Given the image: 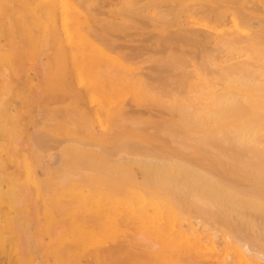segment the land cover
Segmentation results:
<instances>
[{
  "label": "rangeland",
  "instance_id": "1",
  "mask_svg": "<svg viewBox=\"0 0 264 264\" xmlns=\"http://www.w3.org/2000/svg\"><path fill=\"white\" fill-rule=\"evenodd\" d=\"M263 27L264 0H0V264H43L44 261L54 264L52 244L60 231L104 218V214L91 212L92 204L79 201L71 193L49 203L54 185L59 183L56 179L60 181L67 171L73 174L79 169L85 171H79L80 175L75 173L84 174V179L79 180H87V173L94 171L95 175L117 181L128 189L118 195L131 202L114 212L109 222L98 224L110 228L109 236L95 247H86L73 264H264V178L258 175L264 173H260L264 167L258 173L250 164V173L248 167L242 171L237 165L234 169L230 165H218L208 149L205 152L203 147L201 151L203 141H199L201 147L194 144L193 147L188 137L193 138L196 135L192 136L193 132L203 128L202 120L197 119L198 111L194 112L196 108L190 104L193 99L197 109L201 107L196 93L201 89L203 77H211L206 79L212 82L219 78L216 74L221 64L222 72L224 65L233 60L237 61L233 62L235 68L228 69L240 73L249 63H241L240 59L248 61L249 57L250 64L255 66L250 65L251 69H263L259 55L262 63L254 61L256 53L264 50ZM225 38L230 44L237 42L238 48L236 44L230 48L227 41V48L225 44L222 47ZM257 40H261L259 45ZM228 52L234 56L233 60L228 59ZM186 92L191 98L189 102ZM188 105H192L191 111ZM186 114H192L193 118ZM188 120L197 123L191 122L186 133ZM179 121H185V126ZM173 122L178 130L171 127ZM183 126L184 131L180 129ZM170 131H177L181 139L180 134L186 133L191 147L187 142L189 146H184L188 148L180 150L186 143L185 136V141L177 138L181 142L178 145L176 135L174 139L173 135L169 137ZM211 141L215 144L217 139ZM216 144L211 147L223 150L220 152L231 158L246 160L250 156L248 149L239 151L243 156L239 158L234 147L235 155H232L231 149L228 152L226 147L217 149ZM134 152H138V159ZM92 153L100 157L95 159ZM23 157L28 161L24 162ZM145 159H150V163ZM158 159H162L161 165ZM191 163L198 168L204 164L202 169L209 172L214 165L217 169L212 168L211 174L220 177H214L222 180L219 186L227 181L224 183L227 188H220L223 193L228 191L230 196L225 193L230 199L219 194L215 187L211 189V185L208 191L204 187L207 183L198 177ZM194 170L196 173H192ZM240 171L246 172L242 174L244 177H239ZM55 172L64 174L60 177ZM70 176L62 179L65 185L78 178ZM228 183L245 196L236 194L238 191L231 185L230 192ZM181 184L187 186V192L189 187L194 191L190 193L194 198L197 196V201L190 196L195 204L187 197L190 193L183 195L185 192L181 190L185 187L180 188ZM13 191L14 194L19 191L18 195ZM206 193L212 198L207 200L226 198L225 205L230 208L223 205L226 208L220 209L213 205L214 201L213 204L207 201L208 207L207 203H199L204 201L200 196ZM246 193L258 194L263 202L259 201L260 197L253 199L258 195H249L250 198ZM140 194L157 195V201L162 204L157 209L145 206L138 197ZM233 195L239 197L237 201H231ZM235 203L242 207L234 206ZM69 251V247H62L58 256L68 259Z\"/></svg>",
  "mask_w": 264,
  "mask_h": 264
},
{
  "label": "bare ground",
  "instance_id": "2",
  "mask_svg": "<svg viewBox=\"0 0 264 264\" xmlns=\"http://www.w3.org/2000/svg\"><path fill=\"white\" fill-rule=\"evenodd\" d=\"M263 3V2H262ZM262 5V4H261ZM31 9V8H30ZM66 9V8H65ZM24 14V13H23ZM8 15V14H7ZM6 15V16H7ZM36 15H37V13H36ZM23 16V15H22ZM8 17V16H7ZM254 17V16H253ZM36 18V17H35ZM62 18L64 19V17L62 16ZM40 19V18H39ZM38 19V20H39ZM71 19V18H70ZM35 20V19H34ZM37 22H39V21H37ZM9 23V22H8ZM41 23H42V21H41ZM40 23V24H41ZM241 24H242V22H240ZM10 24V23H9ZM39 25V24H38ZM239 25V24H238ZM10 26V25H9ZM264 28V27H263ZM219 30V29H218ZM262 30H264V29H262ZM230 37V36H229ZM233 37V36H232ZM257 37V36H256ZM231 38V37H230ZM261 38V37H260ZM226 40H225V43H222L221 41V45L223 44V46L222 47H224V44L226 45L225 47L227 48V44H226V41H227V39L228 38H225ZM229 40V39H228ZM219 41V40H218ZM224 41V40H223ZM256 41V40H255ZM260 42H261V40H259ZM259 41L257 40V42H258V45H259ZM235 42V41H234ZM249 42V41H248ZM262 42H264V40L262 39ZM227 43H228V41H227ZM237 43V42H236ZM236 43H234V44H236ZM228 44H230V43H228ZM234 44H230V48H232V46L231 45H233L234 46ZM240 44V43H239ZM261 44V43H260ZM237 45V48H238V44H236ZM252 45L254 46L255 44H253L252 43ZM241 46H244V45H242L241 44ZM252 46V47H253ZM261 47H262V44L260 45ZM256 47V46H255ZM263 47H264V45H263ZM262 47V48H263ZM229 48V49H230ZM236 48V49H237ZM240 48V47H239ZM249 48H251V47H249ZM228 49V50H229ZM233 49V48H232ZM241 49V48H240ZM239 49V50H240ZM243 49H246V47L244 48V47H242V50ZM260 50V47L258 48L257 47V49L256 50ZM84 50V49H83ZM227 50V49H226ZM242 50H240V52L239 53H241V51ZM232 51V50H231ZM231 51H229V52H231ZM236 51V50H235ZM253 51H255L254 50V48L252 49V52ZM82 52V51H81ZM227 53L229 56H230V53ZM237 52V51H236ZM257 52V51H256ZM256 52H254V55H255V53ZM260 52H261V55H260ZM259 52V54H257L256 53V56H257V58H255L254 59V61L255 60H259L260 59V57H261V60L264 62V50H261ZM238 53V52H237ZM248 53V52H247ZM233 54H234V52H233ZM244 54V53H243ZM235 55V54H234ZM238 55H241V54H238ZM245 56H246V54H244ZM260 57H259V56ZM245 56H244V58H245ZM232 56H230L228 59H230ZM234 57V56H233ZM233 57L231 58L232 60H233ZM238 57H240V56H238ZM258 57H259V59H258ZM208 58V57H207ZM206 58V59H207ZM250 58V57H249ZM249 58H248V61H247V59L245 60V59H240L241 60V63H246V65H247V63H248V67L246 66V67H244L243 68V70L242 71H240L239 70V72L240 73H235V71H233L232 70V66L234 67V65L237 63V61L235 60H233V62L235 63H233V62H231V64L229 63V65H228V63H227V67L224 65V67H223V69H222V72H221V66H223L222 64H221V66H220V64L218 63V65L220 66L219 67V71L221 72H219L218 74H216V77H219V78H216V79H214L212 82H210V81H208L207 79H206V77H209V76H206L205 78L203 77V79H202V77L200 76V78L202 79V86L200 87L201 89L198 91V93H196L195 91L196 90H194V93H196L197 95H198V97H199V100H200V103H201V107H199L200 108V110H198L197 109V106H198V104H194V102H196V100L193 102V99H191V98H189V96L190 95H188L189 93L188 92H186L187 93V99H188V102L190 101V99L192 100V102L190 101V104L191 103H193L192 105H194L195 106V108H196V110H194V112L195 111H198V117H197V119L199 120V119H201L202 120V122H203V128H202V130L199 132H197V131H195V133L193 132V135H192V131H190V130H188L189 132V134L191 133V135L192 136H194V134H196L193 138H191V136L190 135H188V137L190 138V139H192V142L190 141V139H189V141H188V139H187V136L185 135L186 133H187V128H189V126H190V123L192 122V120L191 121H189V122H186L187 123V125H188V123H189V125L188 126H186V130H185V121H186V119H185V121H184V123H182V122H180V123H182L184 126V129L181 127L180 129H182V131H184L185 130V134L183 133V134H180V136L184 139V136H185V139H186V141H185V139L183 140V139H181V138H179L178 136H179V133H175V132H177V131H170V133H169V137H171L172 135V138L174 139L175 138V136L174 135H176V138H175V140L176 141H178L177 140V138L179 139V140H181V141H185L186 143H183V145L180 147V146H177V148H179L180 150H182L181 148H186L185 146H184V144L186 145L187 144V142H188V144L190 145V143H192V146H193V144H194V146L195 145H197V148H199V147H201V146H199L198 144H199V141H203L202 142V144L200 143V145H202V147L200 148L201 149V151H203L202 150V148L205 150V152L207 151L206 149H208L209 151H210V154H211V157L213 158V160H215V162L218 164V165H230V167L231 168H233L234 169V165L236 166H238L239 167V169L241 168V169H243L242 171H244V170H246L247 169V167H248V169L247 170H249L250 171V173L252 172V170H250V168H249V165H250V167L252 166V168L253 169H257L258 170V173H259V169H261V170H263L264 168V67H263V69H258L257 67V70L256 69H251L249 66L252 64L251 63V61H252V59L250 58V60L251 61H249ZM215 59V58H214ZM209 60H211V59H209ZM216 61H217V59H215ZM215 60H214V62H215ZM238 60V59H237ZM246 62H245V61ZM261 60H259V61H261ZM86 61V60H85ZM223 61H227V59L225 58V59H223ZM256 61V62H257ZM258 61V62H259ZM262 61H261V63H262ZM206 62V61H205ZM207 62H209V61H207ZM218 62V61H217ZM225 62H224V64H225ZM228 62H229V60H228ZM210 63V62H209ZM208 63V64H209ZM233 63V64H232ZM251 63V64H250ZM255 63V62H254ZM210 64H212V66L214 67V65H213V63H210ZM205 65H207V64H205ZM239 65V64H238ZM229 66H231L230 68V70L231 71H233V72H229L230 70L228 69L229 68ZM237 66V65H236ZM252 67L254 66V65H251ZM217 67V66H216ZM224 68H227V71H225V69ZM235 68V67H234ZM254 68H255V66H254ZM217 70H218V67L216 68ZM238 69V68H237ZM241 69V68H240ZM224 70V71H223ZM229 70V71H228ZM223 73V74H222ZM201 75V74H200ZM206 75H208V74H206ZM218 75V76H217ZM220 75V76H219ZM203 76V75H202ZM120 77V76H119ZM212 77H214V75L212 76ZM209 78H211V77H209ZM126 79V78H125ZM127 80V79H126ZM201 81V80H200ZM196 84V83H195ZM198 84H196V86H197ZM195 86V88L197 89V87ZM192 87V89H193V84H192V86H190V88ZM97 88V87H96ZM194 88V89H195ZM195 94V95H196ZM186 95V94H185ZM196 95V96H197ZM177 97V96H176ZM186 97V96H185ZM197 97V98H198ZM196 98V97H195ZM186 99V100H187ZM183 100V99H182ZM182 100H181V102H182ZM174 101V100H173ZM177 102V101H176ZM183 103H185V102H183ZM101 104V103H100ZM191 105V106H192ZM174 106H176L175 105V101H174V105H173V102H172V107H174ZM189 106V105H188ZM191 106H189V109H190V107ZM193 106V107H194ZM176 108V107H175ZM174 108V109H175ZM186 108V107H185ZM188 108V107H187ZM195 108H193V109H195ZM178 109H179V107H178ZM192 109V110H193ZM175 112H177V109L176 110H174ZM179 111H180V109H179ZM190 111H191V109H190ZM189 111V112H190ZM181 112V114H182V111H180ZM177 113H179V112H177ZM191 113V112H190ZM196 113H193L194 115L196 114ZM179 115V114H178ZM186 115H189V117H191V119L193 118L190 114H186ZM186 115H183L184 117H187ZM196 116V115H195ZM183 117V118H184ZM182 118V119H183ZM178 119H181L180 118V115H179V117H178ZM195 119H196V117H195ZM196 119V120H197ZM176 121V120H175ZM198 122H200V121H198ZM172 123V122H171ZM174 123L175 122H173V124L171 125V127H173V126H175L174 128H176V130H178L177 129V127H178V122L176 121V125H177V127H176V125H174ZM194 123V125H195V123H197V121H195V120H193V122H192V124ZM181 124V125H182ZM168 125H169V123H168ZM193 127V125L191 126V128ZM196 127V129L198 128V124H197V126H195ZM202 127V126H201ZM194 128V127H193ZM172 129V128H171ZM195 129V128H194ZM167 130V129H166ZM200 130V129H199ZM194 131V130H193ZM168 132H169V130H168ZM168 132L166 131V135L168 134ZM155 134V133H154ZM161 134V133H160ZM178 134V135H177ZM96 135V134H95ZM184 135V136H183ZM159 136H161V135H159ZM197 136H199L200 138H201V140L198 138L197 139ZM99 138V137H98ZM106 138V137H105ZM171 138V139H172ZM217 139V141L216 142H218V141H220V143L221 142H223L224 144L226 143L227 145H229L228 143L230 142V147L228 146L227 147V145H218V143L216 144V142H214L215 144H216V146H218V148L217 149H221V147H226L227 148V152H228V150H230L229 151V153L231 152V153H233L232 155H235L234 154V152H233V147H234V151H235V149H236V151H237V149H238V151L236 152L235 151V153L237 154V155H235L236 157H239V158H243V156L241 155V153H239L238 154V152L240 151H245V152H247L248 150L250 151V152H248V154H250V156L248 155V158L246 159V160H244V158L243 159H234V158H231V157H229V156H227L228 154L227 153H224V152H220V151H223V150H216L215 148H212L211 147V145H215V144H212L213 142L211 141V139ZM259 138L261 139H263L262 141L261 140H259ZM194 139V140H193ZM196 139V140H195ZM210 139V140H209ZM93 140V139H92ZM230 140V141H229ZM197 141H198V143H197ZM206 141H207V143H206ZM209 141V142H208ZM260 141V142H259ZM105 142V141H104ZM228 142V143H227ZM232 142V143H231ZM77 143V142H76ZM75 143V144H76ZM83 143V142H82ZM102 143H103V141H102ZM178 143V145H180V141H178L177 142ZM196 143V144H195ZM210 143V144H209ZM219 143V144H220ZM186 145V146H189V145ZM222 144V143H221ZM80 145V144H79ZM97 145V144H96ZM99 146V145H98ZM101 146H103V145H101ZM193 146V147H194ZM199 146V147H198ZM82 147V146H81ZM103 147H105V146H103ZM190 147H191V145H190ZM193 147L191 148V149H193ZM232 147V148H231ZM89 148V147H88ZM102 148V147H101ZM188 148V147H187ZM186 148V149H187ZM86 149V148H85ZM105 149V148H104ZM185 149V151H188V150H186ZM190 149V150H191ZM241 149V150H240ZM248 149V150H247ZM93 150V149H92ZM189 150V151H190ZM195 150H196V148H195ZM197 150H199V149H197ZM70 151V150H69ZM71 151H73V150H71ZM70 151V152H71ZM96 151H97V149H96ZM106 151V150H105ZM122 152H123V150H121ZM182 151H184V150H182ZM192 151V150H191ZM200 151V150H199ZM242 151V152H243ZM125 152V151H124ZM129 153H130V151H128ZM105 153V152H104ZM126 153V152H125ZM124 153V154H125ZM128 153V154H129ZM140 153V152H139ZM143 152H141V154H142ZM145 153H147V152H145ZM202 153H204V152H202ZM77 154V153H76ZM106 154H108V153H106ZM119 154H120V152H119ZM121 154H123V153H121ZM131 154V153H130ZM138 154V152L135 154V152H134V156H135V158H137L138 159V156H139V154H138V156H136ZM184 154V153H183ZM187 154H189V153H187ZM206 154H208V152L206 153ZM210 154H208V155H210ZM226 154V155H225ZM79 155V154H78ZM91 155H93V158H95V159H97V158H99L100 156L98 155V154H95V153H92ZM109 155V154H108ZM146 156V154H143V156ZM202 155V154H201ZM207 155V156H208ZM76 156V155H75ZM82 156V155H81ZM107 156V155H106ZM120 157L122 156V155H119ZM118 156V157H119ZM125 156H127V154L125 155ZM124 156V157H125ZM147 159L148 158H150V155H148L147 154ZM191 156V155H190ZM247 156V155H246ZM130 157H132L131 155H130ZM198 157H200V156H198ZM232 157H234V156H232ZM24 158V162L26 161L25 159V157H23ZM114 158V157H113ZM112 158V159H113ZM152 158V157H151ZM183 158H185V157H183ZM187 158H188V156H187ZM191 158V157H190ZM201 158V157H200ZM203 158H204V156H203ZM211 158V159H212ZM81 159H83V157L81 158ZM132 159V158H131ZM142 159V158H141ZM144 159V158H143ZM147 159H145V160H147ZM153 159V158H152ZM186 159V158H185ZM202 159V158H201ZM210 159V158H209ZM118 160V159H117ZM126 160H127V158H126ZM167 160V159H166ZM176 160V161H175ZM184 160V159H183ZM187 160V161H186ZM186 160H184V161H186V162H189L188 160H189V158L188 159H186ZM28 161V160H27ZM26 161V162H27ZM83 161H84V159H83ZM142 161V160H141ZM144 161V160H143ZM148 162L150 161V159L149 160H147ZM158 161H159V163H160V165H161V162L160 161H162V159H158ZM169 160H167V162H168ZM171 161V160H170ZM207 161V160H206ZM139 162V161H138ZM152 162V161H151ZM154 162V161H153ZM174 162L176 163V162H178V159H174ZM212 162V161H211ZM215 162H213V163H215ZM252 162H254V163H256V165H254V166H256V168H254V166H253V164H252ZM84 163H86V162H84ZM124 163V162H123ZM128 163H129V160H128ZM146 163V162H145ZM150 163V162H149ZM159 163H157V164H159ZM165 163V162H164ZM170 163H172V162H170ZM203 163H205V162H203ZM258 163V164H257ZM22 164V163H21ZM173 164V163H172ZM192 164V163H191ZM191 164L189 165V166H191ZM210 164V163H209ZM260 164V165H259ZM261 164H262V166H261ZM24 165H25V163H24ZM23 165V166H24ZM86 165L88 166V164L86 163ZM180 164L178 163V166H179ZM182 165V164H181ZM200 165V164H199ZM202 165V164H201ZM200 165V166H201ZM206 165H208L207 163H206ZM211 165V164H210ZM233 167H232V166ZM84 166V165H83ZM183 166V165H182ZM181 166V167H182ZM189 166H188V170L190 171V170H192V168L194 167L193 166V164H192V168H189ZM200 166H199V168H200ZM203 167H201V170H203L202 168H204V164L202 165ZM236 166V167H237ZM258 166V167H257ZM260 166H261V168H260ZM71 167V166H70ZM96 167V166H95ZM161 167V166H160ZM196 167V169H197V173L195 172L196 170H194L192 173H196V174H198V177H200L203 181H204V183L206 182L207 184H205L204 185V187H206V189H208V191L210 190V187H211V189L213 188L214 189V187H215V189L214 190H216L217 189V191L219 192V194H222V195H226V193L228 194V191H225L224 190V193H223V189L222 188H220V187H226L227 188V186L225 185V184H227L226 182L227 181H224V183L222 184V186H219V183L218 182H220V185H221V182H222V180H216L214 177H216V176H213L212 174V171H213V169L212 168H216V167H214V165L212 166V168H210L211 169V171L209 172V170L207 171H204L205 169H207V168H205L203 171H201L197 166H195ZM194 167V168H195ZM222 167V166H221ZM27 168H29V167H27ZM101 168V167H100ZM154 168V167H153ZM186 168V167H185ZM263 168V169H262ZM85 169H86V167H85ZM101 169H103V168H101ZM152 169V168H151ZM217 169V168H216ZM224 169H226V166H225V168ZM236 169V168H235ZM82 170V169H81ZM80 169H79V171H81ZM87 171L89 170L88 168L86 169ZM146 170V169H145ZM186 170V169H185ZM237 171H239L238 169H236ZM65 171V170H64ZM63 171V172H64ZM72 171V170H71ZM79 171H75V173H77L78 172V174L80 175V173L82 172L83 173V171H84V169L81 171V172H79ZM87 171H86V173H87ZM102 171V170H101ZM106 171V170H105ZM148 171V170H147ZM180 171V170H179ZM226 171V170H225ZM230 171V170H229ZM31 172V171H30ZM62 172V171H61ZM66 172V171H65ZM64 172V173H65ZM85 172V171H84ZM92 172H94V171H89L88 173H87V176H88V178H87V180L85 181V180H79V178H81V179H84L83 178V176L82 175H84V174H81V176H78L77 174H75V173H73L72 174V172H69L68 173V171H67V173H60V174H64L65 175V177H64V175H61L63 178H60L61 176H60V174L59 173H56V174H59V178H60V181H59V179H56V183L57 182H59L57 185H54L55 186V188H54V190H53V192H51L52 193V195L50 196V198H49V203H51V201H59L61 198H62V196L63 195H65L66 194V196H67V194H69V193H71L72 194V197H74V198H76L77 199V197H79V201H85V203H89V204H92V208H91V212L95 215V214H104V218L103 219H98V220H96L95 218L93 219V221L92 222H90L89 224H87V225H83V224H79L78 226H72V227H70L69 229H63L62 231H60V233L57 235V241H56V243H54V244H52L53 245V249H54V254H55V263L54 264H73L76 260H79L80 259V255L83 253V250L86 248V247H88V248H90V247H95V244H99L100 242H102L101 240H104V238L106 237V236H109V231H110V228L107 226V225H103V226H99L98 224L99 223H101V222H105V223H107V222H109L110 220H111V216L113 215V213L114 212H119V211H121L122 209H123V206H124V204L125 203H130L131 201H128V200H126V199H123L120 195H118V193L119 192H121V193H123V192H128L127 190L128 189H126V188H124V187H122L121 186V184L120 183H118L117 181H115V180H112V179H110V178H108V177H106V176H98V175H95V174H93ZM107 172V171H106ZM208 172V173H207ZM223 172V171H222ZM264 171H260V173H263ZM108 173V172H107ZM117 173H118V171H117ZM120 173V172H119ZM210 173V174H209ZM212 173V174H211ZM239 174H241L239 177L241 178V177H244V175H245V173L246 172H238ZM31 174V173H30ZM66 174H67V176H66ZM141 174V173H140ZM152 174V173H151ZM242 174H244V175H242ZM252 174H254V173H252ZM252 174H249V175H251L252 176ZM52 175V174H51ZM71 175V176H70ZM72 175H76V176H72ZM182 175V174H181ZM181 175H180V177H181ZM192 175V174H191ZM235 175V174H234ZM256 175H257V173H256ZM260 177H262V179L264 178V173L263 174H258ZM69 176L70 177H78L77 179H74L71 183H68L67 185H65L64 184V182H63V180L62 179H65L66 177L67 178H69ZM254 176V175H253ZM252 176V177H253ZM57 177H58V175H57ZM84 177H86V176H84ZM170 177V176H169ZM168 177V178H169ZM172 178H173V176H171ZM170 177V178H171ZM186 177V176H185ZM246 177H248V176H246ZM254 177H256V176H254ZM253 177V178H254ZM117 178H119V177H117ZM125 178V177H124ZM164 178H166V176L164 177ZM216 178H220V177H216ZM251 178V177H250ZM250 178H248V179H250ZM70 179V178H69ZM69 179H66V180H69ZM177 179V178H176ZM186 179H188V177H186ZM3 180V179H2ZM12 180V179H11ZM13 180H14V178H13ZM27 180V179H26ZM28 180H30V179H28ZM58 180V181H57ZM62 180V181H61ZM117 180V179H116ZM126 180H127V178H126ZM197 180V179H196ZM242 180V179H241ZM23 181V180H22ZM118 181H120V180H118ZM176 181V180H175ZM180 182L182 181V180H179ZM244 181V180H243ZM247 181V180H246ZM14 182H15V180H14ZM26 182H28V181H26ZM26 182H22L23 184H25ZM44 182H46L45 180H44ZM63 182V185L61 184ZM123 182V181H122ZM144 182V181H143ZM177 182V181H176ZM197 182V181H196ZM200 182V181H199ZM253 182V181H252ZM66 183V182H65ZM155 183V182H154ZM247 183H249V181L247 182ZM260 183V182H259ZM259 183H257V184H259ZM19 184V183H18ZM209 184V185H208ZM261 184H263V182L261 183ZM20 185V184H19ZM39 185V184H38ZM44 185H45V183H44ZM127 185V184H126ZM125 185V186H126ZM135 185V184H134ZM165 185V184H164ZM188 185V187H189V184H187ZM199 186H200V184H198ZM202 185V184H201ZM211 185V186H210ZM228 185L230 186L231 184H229L228 183ZM254 185V184H253ZM17 186V185H16ZM23 186V185H22ZM42 186V185H41ZM51 186V185H50ZM129 186V185H128ZM168 187H170L169 186V184L167 185ZM175 186V185H174ZM184 186V185H183ZM182 186V184H181V186H180V188L181 187H183ZM191 186H193V185H191ZM198 186V188H200ZM208 186H209V188H208ZM228 186V187H229ZM231 186H233V185H231ZM231 186L229 187L230 189H231ZM262 186V185H261ZM2 187V186H1ZM14 187V186H13ZM20 186H18V188H19ZM157 187V186H156ZM159 187V186H158ZM162 187V186H161ZM185 187V186H184ZM183 187V188H184ZM257 187H259V185L257 186ZM44 188V187H43ZM42 188V189H43ZM174 188H176V186L174 187ZM179 188V189H180ZM194 188H195V186H194ZM233 188H234V186H233ZM232 188V189H233ZM262 188H263V186H262ZM261 188V189H262ZM1 189V188H0ZM14 189H16L15 187H14ZM45 189V188H44ZM43 189V190H44ZM155 189V188H154ZM165 189V188H164ZM172 187H170V189L169 190H171L172 191ZM187 186L183 189V190H181L182 191V193L183 192H185L183 195H187L188 193H190V192H194V191H190L191 189H190V187L188 188V192H187ZM190 189V190H189ZM202 189V188H201ZM200 189V190H201ZM219 189H221V190H219ZM232 189L231 190H229L230 192L232 191ZM235 189V191L237 190L238 191V189H236V187L234 188ZM17 190H19V189H17ZM41 190V189H40ZM134 190V189H133ZM138 190V189H137ZM174 190H177V189H174ZM184 190H186V191H184ZM214 190H212V191H214ZM1 191V190H0ZM5 191H7V189L5 190ZM4 191V192H5ZM157 191V190H156ZM197 191V189L195 190V192ZM3 192V191H2ZM16 192H18L19 193V191H16ZM41 192H42V190H41ZM50 192V191H49ZM136 192V191H135ZM144 192V191H143ZM148 192V191H147ZM147 192L145 193L144 192V194H147ZM175 192V191H174ZM177 192V194L179 193L178 191H176ZM211 192V191H210ZM217 192V193H218ZM226 192V193H225ZM12 193V191L10 192V194ZM18 193L16 194V195H18ZM202 193V192H201ZM214 193V192H213ZM216 193V194H217ZM233 193V192H232ZM231 193V194H232ZM240 193V195H242L243 194V192L242 191H238V193H236V194H239ZM242 193V194H241ZM8 193H6V196H8L7 195ZM9 194V195H10ZM13 194H14V191H13ZM14 194V195H15ZM130 194V193H129ZM128 194V195H129ZM144 194H140V195H138V197L140 196V198H141V202L145 205V206H151L153 209H157V205L161 202H158L157 200H159V198H158V196L157 195H155V194H153V195H155L156 197H153V196H151V195H148V196H144ZM150 194H151V192H150ZM170 194V193H169ZM203 194V193H202ZM247 194V193H246ZM255 194V196L256 195H258V194H256V193H254ZM253 193L252 194H247L248 196L249 195H251V196H253L254 195ZM12 195V194H11ZM160 195V194H159ZM171 195V194H170ZM174 195H176V194H174ZM179 195V194H178ZM191 195V193L190 194H188L187 195V197L188 196H190ZM204 195V194H203ZM203 195H198V197L200 196V198H202L204 201H201V202H199V203H201L202 204V202H204V204H206L207 203V201L209 202V201H211V200H207V198L209 197V195H211V194H205V196H203ZM229 195V194H228ZM5 196V195H4ZM3 196V198H5ZM192 196V199H196L195 201H197V196H196V198H194V195H191ZM191 196L189 197V200H192L191 199ZM207 196V197H206ZM215 196V195H214ZM230 196V195H229ZM242 196H245L244 194L242 195ZM46 197V196H45ZM49 197V196H48ZM47 197V198H48ZM121 197V198H120ZM147 197H149V198H147ZM205 199H204V198ZM223 197V196H222ZM224 197H227V195L226 196H224ZM233 197V200H231V201H234L236 198H239V197H236V195H233V196H231V198ZM235 197V198H234ZM241 197V196H240ZM247 197V196H246ZM250 197V196H249ZM254 197V196H253ZM259 198L260 196L258 195V196H256L255 198H253V199H256V198ZM1 198V197H0ZM173 198V197H172ZM176 198V196L174 197V199ZM199 198V201L200 200H202V199H200ZM209 198H211V196L209 197ZM220 198L221 197H218V199H214L213 201H214V204L212 203L213 201H211L210 203H212L214 206H219L220 207V209H223L224 210V207L226 206L225 204L227 203H225V201L227 200V199H230V198H228L227 197V199L226 198H221V200H220ZM250 198H252V197H250ZM9 199H10V197H9ZM16 199V201H18V198H15ZM14 199V200H15ZM44 199H46V198H44ZM178 199H179V197H178ZM212 199V198H211ZM223 199V200H222ZM264 199V198H263ZM6 200V199H5ZM13 200V202L15 203L16 201H14ZM217 200H218V203H217ZM225 200V201H224ZM238 200V199H237ZM237 200H235V201H237ZM10 201V200H9ZM19 201H20V198H19ZM44 201H46V200H44ZM140 201V200H139ZM257 201H258V199H257ZM259 201H261V202H263L262 201V198L260 197V200ZM21 202V201H20ZM133 202V201H132ZM177 202V201H176ZM240 202V201H239ZM251 202V201H250ZM10 203H11V201H10ZM47 203H48V201H47ZM53 203V202H52ZM51 203V204H52ZM170 203V202H169ZM192 203L193 204H195L194 202H193V200H192ZM198 203V202H197ZM198 203V204H199ZM215 203H217V204H215ZM219 203H221V204H219ZM224 203V204H223ZM237 203V202H236ZM236 203L234 204V206H240L239 205V203H238V205H236ZM241 203H242V201H241ZM244 203V202H243ZM242 203V204H243ZM247 203V202H246ZM256 203V202H255ZM260 203V202H259ZM264 203V202H263ZM17 204V203H16ZM16 204H14V205H16ZM139 204H140V202H139ZM160 204H162V203H160ZM203 204V205H204ZM212 204H210V205H212ZM219 204V205H218ZM12 205H13V203H12ZM26 205V204H25ZM24 205V206H25ZM75 205V204H74ZM221 205H222V208H221ZM223 205H225L224 207H223ZM250 205V204H249ZM261 205H263V204H261ZM19 206V205H18ZM47 206V205H46ZM60 206V205H59ZM197 206V205H196ZM199 206H201V205H199ZM207 207L209 206V204L207 203V205H206ZM232 206V205H231ZM244 207H245V205H243ZM14 207V206H13ZM12 207V208H13ZM17 207V206H16ZM21 207V206H20ZM54 207V206H53ZM227 207V206H226ZM225 207V208H226ZM241 207H242V205H241ZM26 208H29L28 207V203H27V206H26ZM52 208V207H51ZM68 208H69V206H68ZM169 208H172L171 206H169ZM228 209L230 208V207H227ZM234 208V207H233ZM237 208V210L239 211V209H238V207H236ZM240 208V207H239ZM17 209V208H16ZM129 209V208H128ZM175 209V208H174ZM203 209V208H202ZM251 209V208H250ZM249 209V210H250ZM14 210V209H13ZM18 210V209H17ZM23 209H19V211H22ZM30 210V209H29ZM203 210H206V208L205 209H203ZM226 210V209H225ZM234 211H236V209H233ZM24 211H26V210H24ZM160 211V210H159ZM208 211V210H207ZM210 211V210H209ZM213 212H215V210H212ZM229 211V210H228ZM27 212V211H26ZM30 212V211H29ZM28 212V213H29ZM206 212V211H205ZM237 212V211H236ZM159 213V212H158ZM158 213H157V215H158ZM165 213V212H164ZM230 214H232V213H230ZM235 214V213H234ZM28 215V214H27ZM159 215H161V214H159ZM141 217V216H140ZM151 218V217H150ZM160 218H161V216H160ZM170 219V218H169ZM168 219V220H169ZM172 219V218H171ZM170 219V220H171ZM162 221V220H161ZM173 221V220H172ZM157 222V221H156ZM173 223V222H172ZM156 225V224H155ZM172 224H170V226H171ZM68 226V225H67ZM169 226V225H168ZM29 227L32 229V227L31 226H27V228L29 229ZM173 228V227H172ZM31 229H29V230H31ZM44 229V228H43ZM175 229V228H174ZM60 230V229H59ZM172 230V229H171ZM170 232V231H169ZM171 233H172V231H171ZM143 234V233H142ZM142 234H141V236H142ZM138 235L139 234H137V237H138ZM185 235V234H184ZM172 236V235H171ZM139 237H140V235H139ZM48 238V237H47ZM49 239V238H48ZM53 239H54V237H53ZM141 239L142 238H139V239H137L138 241L140 240V243L139 242H137V243H139V244H141ZM145 239V238H144ZM148 242H149V240L148 239H146ZM145 240V241H146ZM147 241H146V243H147ZM169 241V240H168ZM44 242V241H43ZM16 244V243H15ZM143 244V243H142ZM152 244V243H151ZM150 244V247H152V245ZM36 245H38L39 246V243L38 244H36ZM41 245V244H40ZM143 245H145V243L143 244ZM157 245V244H156ZM14 246V245H13ZM41 246H43V245H41ZM65 246H67V247H69V249H70V251H69V253H70V257L68 258V259H64V257H62V258H60L59 256H58V252H60V250H61V248L62 247H65ZM145 246H147V245H145ZM153 246H155V244L153 245ZM48 247H50V246H48ZM147 247H149V246H147ZM156 247V246H155ZM158 248V247H157ZM202 248V247H201ZM201 248H200V250H201ZM31 249V248H30ZM51 249V248H50ZM44 250V249H43ZM93 249H91V251H92ZM28 251V250H27ZM95 251V250H94ZM29 252V251H28ZM62 252V251H61ZM227 252V251H226ZM45 253V252H44ZM53 253V252H52ZM85 254V253H84ZM180 255V254H179ZM45 256H46V254H45ZM219 257V256H218ZM27 258V257H26ZM28 258H30V257H28ZM131 259V258H130ZM54 260V259H53ZM44 261V260H43ZM21 263V262H20ZM41 263H43V262H41ZM44 263H45V261H44ZM43 263V264H44ZM162 263V262H161ZM24 264V263H23Z\"/></svg>",
  "mask_w": 264,
  "mask_h": 264
}]
</instances>
